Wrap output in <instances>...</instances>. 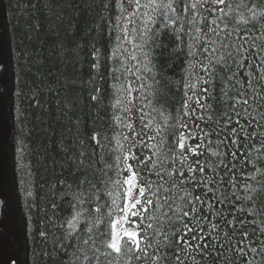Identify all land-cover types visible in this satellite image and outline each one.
Here are the masks:
<instances>
[{"label":"snow or ice","instance_id":"1","mask_svg":"<svg viewBox=\"0 0 264 264\" xmlns=\"http://www.w3.org/2000/svg\"><path fill=\"white\" fill-rule=\"evenodd\" d=\"M116 6L127 12L115 17L116 45L107 57L94 48L90 65L94 75H99L102 58L112 65L109 88L115 99L109 107L116 131L91 136L99 167L94 181L87 176L79 181L76 198L83 210L68 221V236L77 224L91 232L107 223L106 248L116 254L125 247L143 253L136 255L137 261L151 255L152 264H199L193 255L198 253L212 264H234L233 256L252 264L249 253L264 254V181L254 188L240 183V177L245 168L264 176V135L257 131L264 125L250 111V101L264 108V94L254 86L264 84V55H258L264 49L249 45L238 29H229L224 13L230 8L228 0H116ZM258 16L264 18V11L253 10L251 19ZM164 32L175 36V51L184 53L183 98L175 113L165 104L155 107L162 94L155 77V91L133 95L146 87L143 82L133 84L152 73L155 49L161 47L157 41ZM125 42L132 45L131 52ZM129 61L137 62L135 72L126 67ZM129 72L135 81L128 79ZM90 82V100L101 101L103 89L94 78ZM217 103L225 110L218 112ZM256 115L264 119V112ZM258 135L261 144L255 148ZM130 222L134 227L127 226ZM251 225L259 226V232Z\"/></svg>","mask_w":264,"mask_h":264},{"label":"trees","instance_id":"2","mask_svg":"<svg viewBox=\"0 0 264 264\" xmlns=\"http://www.w3.org/2000/svg\"><path fill=\"white\" fill-rule=\"evenodd\" d=\"M228 2L230 8H224V13L229 29H238L240 35L248 37L249 45L254 42L264 49V18L251 19L253 10L264 11V0ZM117 15L125 16L127 12H120L116 0H0V105L7 125L0 148V195L4 198V216L0 220L1 264L11 261L12 264H152L151 255L137 261L136 255L143 253L129 251L127 247L120 254L107 249L103 235L107 223L92 228L91 232L77 224L76 231L68 236L72 232L68 221L83 210L76 198L79 181L85 176L94 181L95 169L99 167L95 162L99 153L94 155L91 136L97 131L111 136L116 131L111 119L114 110L109 107L115 99L109 88L112 80L108 69L112 65L102 58L99 75H94L90 65L95 62L91 56L94 48L101 49L107 57L115 47L119 34ZM124 23L122 19L121 26ZM233 36L236 37L235 31ZM157 43L161 47L155 49L152 73L146 74L147 80L133 84L138 87L143 82L146 87L133 95L155 91L157 86L151 83L155 77L161 81L162 93L155 107L165 104L175 113L183 98L184 53L175 51L177 41L168 32ZM125 47L128 52L133 50L127 42ZM251 52L257 53V48ZM136 55L142 63L141 53ZM255 63L258 65L259 59ZM126 67L135 72L138 65L129 61ZM252 71L258 75L256 68ZM131 72L128 79L135 81ZM93 78L103 89V99L99 102L90 100ZM177 83L181 90H177ZM254 86L264 94V84L254 82ZM216 88L219 100V83ZM151 98L149 95L148 99ZM258 103L250 101V111L264 125V119L256 115L264 112ZM216 107L218 112L225 110L220 103ZM172 131L168 129L169 133ZM257 131L264 135V128ZM261 135L255 138V148L260 147ZM255 155L253 152V158ZM206 156L207 153L200 159ZM239 164L240 161L238 167ZM244 173L240 183L257 188V181H264V176L254 170L245 168ZM253 218L261 219L250 217ZM127 226L134 227L131 222ZM250 227H256L259 232V226ZM41 232L45 235L41 236ZM193 255L199 264H212L211 259H202L198 253ZM248 259L252 264H264V254L249 253ZM233 261L244 264L236 261L235 256ZM187 264L192 261L188 260Z\"/></svg>","mask_w":264,"mask_h":264},{"label":"rangeland","instance_id":"3","mask_svg":"<svg viewBox=\"0 0 264 264\" xmlns=\"http://www.w3.org/2000/svg\"><path fill=\"white\" fill-rule=\"evenodd\" d=\"M4 112L3 109L0 105V148H1V135L3 136L5 133V129H6V120L4 118ZM4 119V120H3ZM0 156H1V149H0ZM2 173V164H1V157H0V175ZM2 196V195H0Z\"/></svg>","mask_w":264,"mask_h":264},{"label":"water","instance_id":"4","mask_svg":"<svg viewBox=\"0 0 264 264\" xmlns=\"http://www.w3.org/2000/svg\"><path fill=\"white\" fill-rule=\"evenodd\" d=\"M0 68H1V63H0ZM1 83H0V90H1ZM4 216V198L2 196H0V220L3 218ZM2 227H0V234L2 233ZM3 258L2 253L0 252V264H1V260ZM12 264V261H11Z\"/></svg>","mask_w":264,"mask_h":264}]
</instances>
